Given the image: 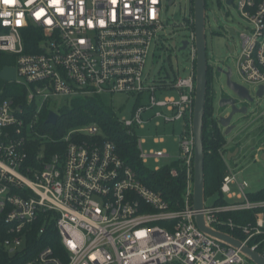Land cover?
<instances>
[{
  "label": "built area",
  "instance_id": "built-area-1",
  "mask_svg": "<svg viewBox=\"0 0 264 264\" xmlns=\"http://www.w3.org/2000/svg\"><path fill=\"white\" fill-rule=\"evenodd\" d=\"M164 1L169 4V0H0V52L15 56L16 80L12 83L25 88L27 106L0 99L3 246L10 253L20 251L30 227L41 221L38 237L52 225L60 247L55 251L47 245L30 252L33 255L22 264L250 263L239 248L206 235L195 223L192 116L197 56L193 32L186 40L191 54L187 77H177L169 84L149 83L155 70L147 71L146 64L151 46L158 45L165 28ZM230 1L246 23L239 34L242 54L237 72L244 82L263 85L264 0ZM190 25L193 31V19ZM25 31L39 34L36 52L25 51ZM168 91L175 94L162 95ZM115 94L134 98L129 118L118 119L131 134L154 121L156 127L182 124L180 138L175 139L179 155L174 161L182 164L186 187L177 209L138 179L112 141H98L96 124L70 129L60 139L38 130L41 112L53 98L71 101ZM28 107L34 109L33 115H28ZM154 109L159 110L153 113ZM262 117L264 111L256 120ZM143 142L137 138L142 163L169 156L163 150L145 153ZM261 152L264 143L256 146V160ZM221 156L226 171L219 190L228 203L207 205L206 198L201 212L206 225L230 236L239 230L245 236L241 241L264 258V244L262 251L258 250L260 242L249 245L264 234L263 213H256L254 224L244 226L221 217L264 209V201L249 200L248 183L238 181L241 170L232 168L224 152ZM170 173L177 175L176 170ZM53 240L50 233L47 241Z\"/></svg>",
  "mask_w": 264,
  "mask_h": 264
},
{
  "label": "rangeland",
  "instance_id": "rangeland-1",
  "mask_svg": "<svg viewBox=\"0 0 264 264\" xmlns=\"http://www.w3.org/2000/svg\"><path fill=\"white\" fill-rule=\"evenodd\" d=\"M192 6V0H174L172 5H169L168 1H164L161 16L165 28L160 34L161 39L158 45L155 48L151 46V53L146 64L147 71L153 67L155 70V78L149 82L150 84L158 85L160 81H165L169 84L174 82L177 77H187L191 66V54L189 49L181 50L180 48L183 41L190 40L193 32L192 28H190L191 19H193ZM205 7L206 53L208 66L213 68V75L209 79L213 93L216 97L221 95L231 97L225 89L226 83H224V77L216 73L217 67H229L232 70V81L244 85L255 94L260 87H264V83L263 85H259L256 82L249 84L244 82L240 78L236 67V63L240 60L242 54L239 34L244 32L246 23L240 18L236 7L233 5L226 6L225 0H205ZM215 19H217L216 22ZM174 94V92L168 91L162 95L169 96ZM160 98H162L161 95ZM101 99L113 107L118 119L123 117L129 118L134 101L133 97L115 94L112 96L103 95ZM144 100V103H148V98ZM67 104H70L69 98L68 100L64 97L51 99L46 104V115L50 110L59 113V110ZM157 110L159 109H154L153 113ZM161 111L165 113L164 109ZM263 111L264 95L262 99L256 98L253 103L249 104L247 116L237 115L235 117L234 120L237 121L236 129L229 137H226L227 142L235 136L236 138L239 136L240 138H246V140L251 136L253 138L255 137L254 142L256 146L264 143V130L261 128L264 117L256 120L258 115L263 113ZM219 113L226 114L225 111H218L217 107L214 106V114L217 116ZM211 121L215 124L212 114ZM156 122H149L144 129L137 128L135 130V136L140 140H144L142 150L145 153H150L154 150H163L169 155L159 160L151 158L144 161L143 165L152 171H158L161 168L170 166L169 164L178 157L179 149L175 139L180 138V134L184 129L181 123L156 127ZM238 133H240L239 136ZM227 142L224 143L225 145L223 147L226 155L235 146L234 143ZM249 149L250 145L247 143L246 151L248 152ZM254 153L255 151L248 152L244 155L242 154L237 157V160L230 162L232 168L237 167L238 170H241V173L238 175V181L242 182L245 180L248 183L247 192L249 194L264 188V160L262 158L256 160ZM261 154L259 157H261ZM232 190L236 192L237 189L232 187ZM213 201V197L208 198L207 205H213Z\"/></svg>",
  "mask_w": 264,
  "mask_h": 264
},
{
  "label": "trees",
  "instance_id": "trees-1",
  "mask_svg": "<svg viewBox=\"0 0 264 264\" xmlns=\"http://www.w3.org/2000/svg\"><path fill=\"white\" fill-rule=\"evenodd\" d=\"M192 26L190 25V28ZM26 44V52H36V43L39 40V34L31 31L23 33ZM15 66V56L12 54L0 52V71L5 67ZM205 107L204 117V180L205 196L214 198V205L227 204L228 201L223 197L220 189L221 182L225 176L226 166L221 153L225 152L224 137L220 129L211 121V101L208 98ZM0 99H10L15 104L26 106V90L24 87L15 83H8L0 79ZM29 108V107H28ZM34 109H28V115H33ZM59 118L56 125L46 123V110L40 115L38 130L41 134H47L53 139H60L68 130L84 127L90 124H96L100 133L97 136L99 142L106 140L112 141L119 157L136 173L138 179L151 190L158 192L169 203L172 209H177L183 202V196L186 187V175L179 165V161H173L158 171H152L146 168L139 159V153L136 146L137 137L122 127L111 105L106 104L100 96H82L74 98L70 104L65 105L59 110ZM53 149L54 147L51 146ZM51 148V149H52ZM34 156V153L31 154ZM176 170L177 175L172 176L171 171ZM250 201H264V188L257 192L249 194ZM264 213V209H254L252 211H236L222 214L224 219L230 218L237 225H252L255 223L256 213ZM41 221L35 222L29 231L24 247L20 251L10 253L3 246L6 238L5 228H0V264H22L29 256L33 255L40 248L47 245L52 246L55 251H59L58 238L52 225L46 233L38 237V230ZM50 233L54 240L47 241ZM236 239L244 240L245 236L239 230L230 232ZM260 242L258 250L262 251L264 244V234L254 237L249 245ZM26 254H23L25 253ZM33 253V254H30Z\"/></svg>",
  "mask_w": 264,
  "mask_h": 264
},
{
  "label": "water",
  "instance_id": "water-1",
  "mask_svg": "<svg viewBox=\"0 0 264 264\" xmlns=\"http://www.w3.org/2000/svg\"><path fill=\"white\" fill-rule=\"evenodd\" d=\"M169 5H172V0H169ZM226 5H231V1H226ZM193 33L196 47V88H195V100L192 116V137H193V204L192 209L198 214L195 216V223L197 227L204 232L206 235L216 239L217 241L226 244L232 248H239L246 259L251 264H264V258L257 251H252L247 245H245L240 239H236L227 233L219 232L206 225L204 215L201 213L204 209L205 204V180H204V145H203V133H204V117L205 107L207 103V92H208V63L206 53V40H205V17L206 7L205 0H193ZM217 20H215L216 22ZM188 41H183L181 50L187 48ZM216 73L222 75L225 79V89L231 97L224 95L216 97L212 94L211 114L213 121L218 129L221 130L224 137L225 143L227 142L226 137H229L236 129V122L234 119L237 115L247 116L248 106L253 103L256 98L262 99L264 95L263 87L253 94L244 85L232 81V70L231 68L217 67ZM0 79L5 82H14L16 80V70L14 67H5L0 71ZM214 106L217 107L218 111L223 110L226 112L225 115L214 114ZM59 118V114L50 111L47 115L46 123L50 125H56ZM240 133H238L239 136ZM237 136V137H238ZM247 137V136H245ZM255 138V137H254ZM253 137L246 138H232L229 142L237 145L235 155L242 149L246 150L247 143L250 145L248 152L256 151V143ZM247 141V143H246ZM227 142V143H229ZM264 160V156L261 157ZM231 160L230 157H227Z\"/></svg>",
  "mask_w": 264,
  "mask_h": 264
},
{
  "label": "crops",
  "instance_id": "crops-1",
  "mask_svg": "<svg viewBox=\"0 0 264 264\" xmlns=\"http://www.w3.org/2000/svg\"><path fill=\"white\" fill-rule=\"evenodd\" d=\"M236 148H237V145L235 144V146L231 149V151L226 155V151L224 152L225 153V156H226V159H227V157H230L231 158V160H228L229 162H232V161H235V160H237V157L238 156H240V155H244V154H246V153H248L246 150H244V149H242L240 152H238L236 155H235V157H233L232 155L235 153V150H236ZM262 153V154H261ZM260 154H261V157L262 156H264V152H261ZM256 154V151H255V153H254V155ZM260 156V155H259ZM260 157V158H261ZM238 160H240V158H238ZM255 192H257V191H255ZM263 217H264V215L262 214V220H263Z\"/></svg>",
  "mask_w": 264,
  "mask_h": 264
},
{
  "label": "flooded vegetation",
  "instance_id": "flooded-vegetation-1",
  "mask_svg": "<svg viewBox=\"0 0 264 264\" xmlns=\"http://www.w3.org/2000/svg\"><path fill=\"white\" fill-rule=\"evenodd\" d=\"M217 20V19H215ZM209 70H208V75H207V83H208V98H210L211 104H212V94H213V90H212V85L211 83H209V79L211 78V76L213 75V68H211L210 66H208Z\"/></svg>",
  "mask_w": 264,
  "mask_h": 264
}]
</instances>
